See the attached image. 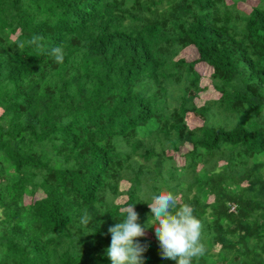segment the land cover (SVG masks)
Masks as SVG:
<instances>
[{
	"label": "trees",
	"instance_id": "16d2710c",
	"mask_svg": "<svg viewBox=\"0 0 264 264\" xmlns=\"http://www.w3.org/2000/svg\"><path fill=\"white\" fill-rule=\"evenodd\" d=\"M161 191L202 223L194 264H264V0H0V264H111Z\"/></svg>",
	"mask_w": 264,
	"mask_h": 264
},
{
	"label": "clouds",
	"instance_id": "9594fccd",
	"mask_svg": "<svg viewBox=\"0 0 264 264\" xmlns=\"http://www.w3.org/2000/svg\"><path fill=\"white\" fill-rule=\"evenodd\" d=\"M51 55L56 63L63 61L61 47L52 49ZM150 210L144 225L138 223L135 204L121 208L122 220L109 228L110 246L105 250L111 264H142L144 246L137 242L146 229L152 228L159 243L162 259L175 264H194L205 253L202 242V223L193 215L189 204H179L175 194L161 191L144 202ZM87 213L81 216V223L87 224Z\"/></svg>",
	"mask_w": 264,
	"mask_h": 264
},
{
	"label": "rangeland",
	"instance_id": "374dc122",
	"mask_svg": "<svg viewBox=\"0 0 264 264\" xmlns=\"http://www.w3.org/2000/svg\"><path fill=\"white\" fill-rule=\"evenodd\" d=\"M193 53H194L193 49H192V48H189L187 51H185L184 56H186V57H191ZM199 70L202 72V74H203L204 77H205V78L203 79V81H202V85H203L204 87H206V90L201 94V97H202V98L199 100V103H200V104H203L205 99H209V98H211V97H213V96H216V92L212 89L211 81L209 80L210 70H209L207 67H206V68H203L202 70L199 68ZM236 122H237V121H236ZM226 124H228L229 127H232L234 123L232 124V123L229 121V123L226 122ZM190 149H191V147L188 146L187 148L183 149V153H186V152H187L188 150H190ZM172 155H173V153H172ZM174 157H175V160H176V162H177L178 165H182V164H184V160H185V159H184L183 154H174ZM128 187H129V185L126 184L125 182H123L121 188H122L123 190H127ZM38 193H39V194H36L35 199H37L38 197H41V196L43 195L42 192H38ZM30 201H31V199H30V198H27L26 203L28 204V203H30ZM234 209H235V208H234ZM234 209L232 208V211H233Z\"/></svg>",
	"mask_w": 264,
	"mask_h": 264
},
{
	"label": "built area",
	"instance_id": "2783aa9c",
	"mask_svg": "<svg viewBox=\"0 0 264 264\" xmlns=\"http://www.w3.org/2000/svg\"><path fill=\"white\" fill-rule=\"evenodd\" d=\"M233 209H234V207H233Z\"/></svg>",
	"mask_w": 264,
	"mask_h": 264
}]
</instances>
